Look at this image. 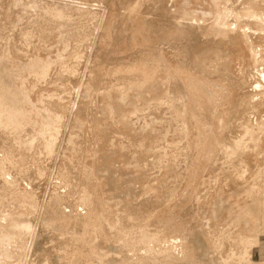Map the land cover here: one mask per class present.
I'll use <instances>...</instances> for the list:
<instances>
[{
	"label": "rangeland",
	"instance_id": "rangeland-1",
	"mask_svg": "<svg viewBox=\"0 0 264 264\" xmlns=\"http://www.w3.org/2000/svg\"><path fill=\"white\" fill-rule=\"evenodd\" d=\"M0 2L6 5L10 0ZM53 2L22 0L18 13H23L25 7L33 5L35 10ZM110 3L120 9L115 18L113 15L109 17L107 5ZM95 4L98 8L104 7L105 11L90 9L84 14L74 10L72 14L71 10L60 7L64 23L60 25L62 31L59 34L64 41L46 42L44 45L34 34L33 24L0 28L1 35L5 31L0 35V66L3 65L4 71L11 69L12 75L19 72L21 79H17L14 85L28 93L25 101H3L0 105V115L5 116L0 119L4 122L1 124L3 132L0 130V159H10L2 160L9 167L4 173L5 180L10 181L0 180V264H222V261H227L225 264H235L236 261L239 264H264V82H261L264 81V0H95L90 6ZM137 7L142 8L144 15L148 14L146 19H151L153 25L158 24L161 17L168 22L167 18L172 20L168 22L172 30L176 27L178 31L181 25L173 14L174 11L180 12L179 19L185 23L184 28L187 26V29H182L187 34L175 33L174 36V31H170L168 23L162 19L161 33L163 36L164 25L167 26L164 30L169 35L168 41L149 37L147 44L153 51L162 46L163 51L165 49L163 54H171L168 57L170 61L189 56L195 58L196 62L188 68L186 66V70L192 68L196 72H208V75L195 73L197 76H193L191 82L204 81V77L201 79L198 74H206V80L220 75L229 78L228 82L235 81L237 88L230 83L226 92L223 78V87L221 83L219 86L225 88L220 89L225 91V95H220V91L214 93L220 96H216V103L212 101V105L214 97L211 96L214 95L201 96L202 100L206 98L205 102L191 104L186 108L189 112H186L182 103L186 95L179 96L187 88L189 78L186 75L181 81H175L169 77L173 76L174 70L158 69L157 77L137 87L125 82L133 77L134 72L131 73L129 68L118 74L110 73L112 63L120 59L121 66L126 67L132 59L131 53H139L145 48L140 44L141 36L130 34L124 28L127 16L133 14ZM214 15L219 17L218 20L213 19ZM212 25L216 26L215 29ZM217 28L222 30L221 33H216ZM226 29L230 30L231 37L226 40L227 46H232L230 48H233V40L239 37L240 41H236L242 50L238 45L236 49L239 54L240 51L243 53L241 56L233 52L231 57L229 52L220 48L221 43L218 46L217 42L222 38L218 36L222 32L224 35ZM22 34L27 41L22 40ZM69 38L71 40L67 42ZM118 43H125V46L130 43L131 46L125 48ZM183 44L185 46L181 47ZM209 48L216 51L211 59L202 63V55L198 51ZM155 51L152 58L158 53ZM145 53L141 52L147 55ZM77 55L79 60L74 61ZM236 55L238 59H233ZM30 56L61 60L48 71L46 69V74L39 71L32 74L29 71ZM150 58L148 61L152 62ZM179 60L175 62L176 67L177 63L181 64ZM228 61L232 66L239 61L245 73L238 72L241 71L239 65H230L233 75L227 71L213 72ZM192 70L188 73L194 74ZM92 74L100 84L88 79ZM239 76H242L240 80ZM220 77L212 80L221 82ZM212 80L205 81V85L209 82L216 86ZM209 85L206 87L212 88ZM219 86L216 87L221 88ZM16 88L14 90L19 91ZM118 88L122 90L120 93ZM222 95L228 99L233 97L228 104L222 98L226 108L219 101ZM208 98H211L210 102ZM217 100L221 102L218 103L221 108L215 110L218 108ZM238 100L243 103H236ZM233 102L239 108H231ZM192 106L207 110L193 109ZM212 111H218L219 115L225 112V116H221L225 117L222 118L225 123ZM209 116L210 119L218 117L213 126ZM30 118L32 120L28 121ZM38 118H51L54 123L49 121V125L37 126ZM207 119L209 122L202 124ZM7 123L17 129L10 130ZM217 123L223 126L219 127ZM224 126L228 127L223 129ZM43 127L51 133L45 139L44 134L38 132V128ZM4 129L10 132V138ZM55 134L61 135L54 140V145L51 136ZM13 138L23 142L25 147L19 150L17 144H13ZM44 142H50V148ZM203 144L208 148L205 151L202 150ZM25 195L35 201L41 200L45 205L47 201L57 200L63 215L56 217L55 221L54 217L42 221L39 211L30 209V201L24 200ZM61 220L64 224L60 226ZM24 222L32 228H25ZM122 232H125L124 236H130L129 239L133 238L134 248L129 244L132 240L119 239ZM99 249H104L106 255L100 258L95 255L94 250Z\"/></svg>",
	"mask_w": 264,
	"mask_h": 264
},
{
	"label": "bare ground",
	"instance_id": "bare-ground-1",
	"mask_svg": "<svg viewBox=\"0 0 264 264\" xmlns=\"http://www.w3.org/2000/svg\"><path fill=\"white\" fill-rule=\"evenodd\" d=\"M95 0H54V2H53V4H51V5H49V3H48V5H42V6H40L38 9L36 8L35 10L34 9H32V7H33V5L31 6V8L30 7H25V9H24V12L23 13H18V7H19V9H20V7H22V0H10V3H8V4H6V5H4V4H1V3H3V2H0V28L2 29V30H4V29H8L9 27H12V26H14V25H29V24H33L34 26H33V28H34V34L35 35H37V37L41 40V41H43L44 42V45H45V43L47 42V43H52V42H57V41H61V40H63V37H62V35L61 34H59L60 33V31H62V30H60V25L61 24H63L64 23V18H62L61 19V8L63 9H66V10H71V12L72 11H74V10H78V11H80V12H86V10H92V9H94V10H96V9H98V10H101V9H104V7H101V8H98V6L95 4V6L94 7H91L90 5H91V3L92 2H94ZM136 1V0H135ZM248 1V0H247ZM27 2V1H26ZM30 2V1H29ZM112 3V2H111ZM111 3L109 4V5H107V10H108V12H109V17L111 16V15H113L112 16V18H115L116 16H117V14L120 12V9H119V6H115V5H111ZM245 3V2H244ZM32 4V3H31ZM69 4H73L74 5V7H71ZM104 4V3H103ZM164 4V3H163ZM105 6V5H104ZM24 7V6H23ZM61 7V8H60ZM138 7H140V5L138 6ZM137 7V9L135 10V12L133 13V14H131V15H128L127 17V20H126V22H125V25H124V28H125V31L127 30L128 32L130 31V34L131 33H133V35H136V36H141L142 38V41H141V45L142 46H144L145 48L143 49V50H141L139 53H137V52H135L134 51V53H131V56H132V59L129 61V64L126 66V67H124V66H121V64H120V62H121V60L120 59H118L116 62H114V63H112L111 65H110V67H109V72L110 73H112V74H118L121 70L122 71H125V69L124 68H129V71L131 72V73H133V77L129 80H124L125 82H130V83H132L134 86H137V87H142L143 85H145L148 81H150V80H152L153 78H155V77H157L156 75L157 74H159V72L157 73L156 71L158 70V69H161V70H167V71H169V69L170 70H174V72H172L173 73V76H169L170 78H172L173 77V80H180L181 81V79H182V76H187L188 78V81L189 82H187V88H186V90H185V92H183L182 91V93H180V95L179 96H183V95H186V96H183V97H181V99L183 98V105L185 106L184 108H185V111L186 112H189V111H187L186 110V108H188L191 104H198V103H201V104H203L204 102H205V99H203L202 100V98L205 96V97H210L211 95H214V96H211V97H214V99L212 98V100H211V105H212V101H214V103H216L215 102V98L217 99V97L218 96H220L221 95V93H223V92H227V90L229 89V84L231 83V84H234V82L232 83V82H228V79H225V77H223L224 78V81H226V82H224L225 84H224V86L226 85V90H225V88H223L225 91H222L221 92V90H223L222 89V87H223V78L222 77H220V75H218L217 77H220V80H221V82L219 81V79H217L218 81H219V83L217 82V80H212V78L213 79H215V78H217V77H211V80L213 81V82H215V85L216 86H219L220 85V83H221V85H222V87L221 86H219V87H221V88H218V87H216V86H213L212 85V83H209L211 80H210V78H209V80H206V78L205 77H207V76H205L208 72H204V73H206L204 76H201V75H203L204 73H202V71H200V70H198V72H196L195 70H192V68L191 69H189L190 71L192 70V72H194V74L196 73H199V72H201L200 74L201 75H199L198 74V76H199V78H201L202 79V77H204L203 79H204V81L203 80H200L199 81V79L198 78H195V80H197L196 82H191V81H193L194 80V77L193 76H197L196 74L194 75L193 73L192 74H190V73H188V69L186 70V68H188L189 66L188 65H190V64H192V63H194V62H196V60H194L191 56H189V57H187V58H183L182 60H179L180 62H179V64L180 65H178V63H177V67H176V61H178L177 59H176V61L175 60H172V61H170L169 60V56H171V54L170 55H167V54H163L164 53V51H165V49H164V51H163V49H162V46L161 47H158V48H161V50L160 51H158L157 49L158 48H155L156 49V51H158V53L156 54L155 53V57L154 58H152L153 56L151 55V54H153L154 55V51H155V49H154V51L151 49V47H149V43L147 44V42L149 41V37H155V38H158V39H162V41L164 42H166V41H168V38H169V35L166 33V28H168V29H170L172 26H171V23L169 24L168 22L169 21H172L170 18V20H167V18H166V21H168V22H165V18H162L161 17V20H160V18H159V21H157V22H159L158 24H156V25H153V23H150V22H152V20L151 19H149V20H147L146 19V15H148L147 13H146V15H144V11L142 10V8H138ZM169 7V6H168ZM239 7H241V6H239ZM34 8V7H33ZM105 8H106V6H105ZM126 8V7H125ZM154 8V7H153ZM162 8H164V7H162ZM121 10H122V8H121ZM183 10V9H182ZM104 11H105V9H104ZM208 11H209V7H208ZM249 11H252V10H249ZM248 11V12H249ZM5 12V13H4ZM64 12V11H63ZM67 12V11H66ZM69 12V11H68ZM71 12H70V14H71ZM85 12H84V14H85ZM103 12V11H102ZM172 12H173V10H172ZM235 12H237V11H235ZM239 12V11H238ZM3 13H4V15H3ZM16 13V14H15ZM87 13V12H86ZM98 13V12H97ZM243 13V12H242ZM252 13V12H251ZM72 14H73V12H72ZM103 14H104V12H103ZM178 14V15H177ZM179 14H180V12H175L174 11V14H173V17L175 18V20H178V21H176V22H179L180 23V31H178L179 30V28H177V30H176V27H173V30H172V28H171V30L170 31H174L173 32V35L175 34V33H178V34H176V35H179L180 33L182 34V33H186L187 34V31L186 30H183V29H187V26H185V28H184V24L185 23H183L182 22V19L180 18L179 19ZM245 15H246V12L244 13ZM249 14V13H248ZM253 14V13H252ZM65 15V14H64ZM67 15V14H66ZM238 15V14H237ZM101 16V15H100ZM99 16V17H100ZM211 16V15H210ZM215 16V18H213L214 20L216 19V20H218L217 18H219V17H217V15H214ZM249 16V15H248ZM257 16V15H256ZM258 16H260V15H258ZM95 17H97V16H95ZM240 17V16H239ZM247 17V16H246ZM111 18V19H112ZM237 18V17H236ZM255 18H257V17H255ZM107 19V18H106ZM162 19H163V22H165V23H168V27L167 26H165L164 25V29H166V30H164L163 29V31L167 34V35H165V33H164V37L162 36V26H160L161 25V21H162ZM198 19V18H197ZM212 19V20H213ZM262 19V18H261ZM67 20V19H66ZM65 20V21H66ZM151 20V21H150ZM174 20V21H175ZM213 20V21H214ZM256 20V19H255ZM258 20H260V19H258ZM263 20V19H262ZM112 21V20H111ZM156 21V20H155ZM213 21H212V23H213ZM235 21H236V19H235ZM264 21V20H263ZM100 22V21H99ZM154 22V21H153ZM200 22V21H199ZM216 22V21H215ZM95 23V22H94ZM110 23V22H109ZM218 23V22H217ZM216 23V24H217ZM107 25V24H106ZM114 25V24H113ZM163 25V24H162ZM177 25H178V27H179V24L177 23ZM182 25H183V27H182ZM221 25V24H220ZM174 26V25H173ZM176 26V25H175ZM193 26V25H192ZM16 27V26H15ZM166 27V28H165ZM211 27H213L214 29H215V27H214V25H212ZM210 27V28H211ZM220 27V26H219ZM262 27V26H261ZM33 28H31V29H33ZM175 28V29H174ZM183 28V29H182ZM222 29H223V27H221ZM10 29V28H9ZM107 29H109L108 27H107ZM214 29H212L213 30V32H215L214 31ZM218 29V31L216 32V33H221V31H220V28H217ZM216 29V30H217ZM225 29V28H224ZM230 29V28H229ZM264 28H262V30H263ZM16 30V29H15ZM81 30V29H80ZM183 30V31H182ZM227 30V29H226ZM99 31V30H98ZM107 31V30H106ZM111 31V30H110ZM110 31H108V32H110ZM176 31H178V32H176ZM190 31V30H189ZM210 31V30H209ZM225 31V30H224ZM230 31V30H229ZM228 30L227 31H225L224 32V35H223V32H222V35H219L218 37H220L221 39H220V41H218L217 42V40H219V38H217V34L215 35L214 33V36L216 37V39L217 40H215L216 42H217V44H218V46H220L221 45V47L220 48H222V50H224V51H226V53L227 52H229V54L231 55V54H233V52H235V54H239V50L238 49H240V50H242V48H239V43L237 42V41H240L239 40V37H237V38H235V41H236V39H237V43L238 44H235V41L233 40V43H232V45H233V48H230L229 46H231V45H229V46H227V41L226 40H228L229 39V37H231V36H229L230 34V32H229ZM260 31V30H259ZM5 32V31H4ZM3 32V33H4ZM76 32V31H75ZM167 32H169V30L167 31ZM1 33V32H0ZM2 33V35H4ZM111 33V32H110ZM170 33V32H169ZM172 33V32H171ZM212 33V31H210V33L209 34H211ZM232 33H234V32H232ZM262 33V32H261ZM19 34H20V32H19ZM19 34H17V35H19ZM32 34V33H31ZM189 34V33H188ZM1 35V34H0ZM1 35V36H2ZM23 36V38H22V40H26V37H25V35L24 34H22ZM74 35V34H73ZM77 35V34H76ZM78 35H80V33L78 34ZM81 35H82V33H81ZM83 35H85V34H83ZM176 35H174V36H176ZM14 36H16V35H14ZM14 36H12V38H14ZM171 36V35H170ZM213 36V37H214ZM16 37H18V36H16ZM20 37V36H19ZM69 37V36H68ZM67 37V38H68ZM78 37H80V36H77V38ZM82 37V36H81ZM124 37V36H123ZM159 37H163V38H159ZM214 37V38H215ZM12 38H10L9 40L10 41H12L13 42V39ZM173 37L171 36V39H172ZM234 38H231V40L232 39H234ZM21 39V38H20ZM122 39V38H121ZM8 40V42L10 43V41ZM16 40H17V38H16ZM28 40V39H27ZM26 40V41H27ZM68 40H71L70 38L69 39H67V42H68ZM124 40V39H123ZM122 40V41H123ZM225 40V41H224ZM263 40V39H262ZM64 41V40H63ZM125 41V40H124ZM123 41V42H124ZM161 41V42H162ZM223 41H224V43H223ZM249 41V40H248ZM11 42V43H12ZM18 42V41H17ZM65 42H66V39H65ZM154 43H155V41H153ZM152 42V43H153ZM156 42H157V40H156ZM8 43V44H9ZM121 43V42H120ZM120 43H118V44H120ZM153 43V44H154ZM221 43V44H220ZM223 43V44H222ZM69 44V43H68ZM117 44V45H118ZM156 44V43H155ZM217 44H215V47H217L216 45ZM220 44V45H219ZM17 45H18V43H17ZM121 46L123 45V43L122 44H120ZM159 45H162V44H160V42H159ZM166 45V44H165ZM201 45V44H200ZM209 45H211V44H208V46ZM237 45H238V49H236L237 48ZM9 46H10V44H9ZM12 46V45H11ZM123 46H125V43H124V45ZM127 46H131V44L130 43H127L126 44V46H125V48L127 47ZM157 46V45H156ZM164 46V45H163ZM183 46H185L184 44L181 46V47H183ZM198 46V45H197ZM214 46V45H213ZM179 47V46H178ZM210 47V46H209ZM212 47V46H211ZM232 47V46H231ZM164 48V47H163ZM205 48V47H204ZM176 49V48H175ZM179 49H181V48H179ZM213 48H209L208 50L206 49H204L203 51H198L199 52V54H201L202 55V59L201 58H199V59H201L200 61L202 62V63H206L209 59H211V57L214 55V51H216V50H212ZM218 49H219V47H218ZM217 49V50H218ZM77 50V49H76ZM76 50H74V51H76ZM212 50V51H211ZM22 51V50H21ZM155 51V52H156ZM179 51V50H178ZM244 51V50H243ZM141 52H143V53H145V54H147V55H142L141 54ZM167 52V51H166ZM186 52V51H185ZM189 52V51H188ZM198 52H196L197 54H198ZM168 53V52H167ZM173 53V52H172ZM183 53V52H182ZM195 53V52H194ZM216 53V52H215ZM217 53H218V51H217ZM225 53V52H224ZM242 52L240 51V54H241ZM80 54V53H79ZM185 54V53H184ZM198 54V55H199ZM228 54V55H229ZM239 54V56H241ZM243 54V53H242ZM163 55V56H162ZM164 55H165V57H164ZM229 55V56H230ZM34 56H36V55H34ZM48 56V55H47ZM68 56V55H67ZM122 56V55H121ZM161 56V57H160ZM193 56V55H192ZM197 56V55H196ZM238 56V57H239ZM245 56H246V54H245ZM59 57H61V55H59ZM149 57H151L150 59L151 60H153L152 62H150V60L148 61V59H149ZM169 57V58H168ZM198 57V56H197ZM201 57V56H200ZM215 57H217V56H215ZM214 57V58H215ZM220 57V56H219ZM231 57H232V55H231ZM238 57H237V55H236V57L235 56H233V59H235V58H237L238 59ZM243 57H244V55H243ZM71 58V57H70ZM74 58H76V59H74V61H78L79 60V55H77V57H74ZM94 58V57H93ZM121 58V57H120ZM44 59V58H43ZM166 59H168L169 61H166ZM230 59H232V58H230ZM236 59V60H237ZM61 59H58L57 60V58H55V60L54 59H52L51 57H48V58H45L44 60H42V59H37V58H35V57H31L30 56V59H29V65H30V67H29V71H32V74L34 73H38V71L39 72H44L45 73V70L47 69V71H48V69H51L52 68V66H54V64L55 63H57V62H59ZM219 60V59H218ZM222 60V59H221ZM64 61V60H63ZM73 61V62H74ZM166 61V62H165ZM216 61V60H215ZM214 61V62H215ZM217 62V61H216ZM220 62V61H219ZM13 64H14V62H12ZM17 63V62H16ZM166 63H167V65H166ZM231 63V62H230ZM234 63V62H233ZM239 63V61L237 62V64L236 65H239V68L241 69L242 67H241V64H238ZM75 63H73L72 64V66L74 65ZM201 64V63H200ZM215 64V63H214ZM217 64V63H216ZM231 64H229V61L227 62V63H225L223 66H222V68H217V69H215V71H213L215 74H219L220 73V71H227V72H229V73H231V75H233L232 74V72L231 71H234V70H229V69H233L232 67L233 66H236L235 64H233V66L231 67L230 66ZM15 66H16V64H15ZM14 66V67H15ZM68 66V65H67ZM72 66H70V67H72ZM171 66V67H170ZM187 66V67H186ZM191 66H193V65H191ZM199 65H197V69H199V67H198ZM212 66V65H211ZM179 67V68H178ZM181 67V68H180ZM186 67V68H185ZM216 67H217V65H216ZM28 68V67H27ZM202 68V67H201ZM210 68V67H209ZM208 68V69H209ZM236 67H234V69H235ZM74 69H76V68H74ZM139 69V70H138ZM207 69V70H208ZM236 69H238V67L236 68ZM5 70V69H4ZM3 70V65L2 66H0V89H1V92H0V105H2L3 104V101L4 102H6V101H13V102H21V101H25V99H26V96H28V93H27V91H20V89H18V88H16V86L14 85L15 83V81L17 80V79H21V75H20V73L19 72H17L16 71V73H14L13 75L10 73V71H11V69H10V71H4ZM12 70H14V69H12ZM209 70H211V69H209ZM229 70V71H228ZM15 71V70H14ZM50 71V70H49ZM136 71H138V72H136ZM236 71V70H235ZM129 72V73H130ZM161 72H163V71H161ZM160 72V73H161ZM187 72V73H186ZM209 72H211V71H209ZM213 72H211V73H213ZM224 72V73H225ZM238 72H244V71H242V69H241V71H238ZM12 73H13V71H12ZM128 73V74H129ZM234 74H235V72H233ZM245 73V72H244ZM243 73V74H244ZM46 74V73H45ZM122 74V73H121ZM162 74V77H164L163 75V73H161ZM124 75V74H123ZM208 75V74H207ZM209 75H210V73H209ZM212 75V74H211ZM214 75V74H213ZM240 75V74H239ZM128 76V75H127ZM201 76V77H200ZM216 76V75H215ZM236 76V75H235ZM243 76V75H242ZM241 76V77H242ZM95 77V76H94ZM192 77V78H191ZM209 77V76H208ZM238 77V76H237ZM237 77H235V79H237ZM241 77L239 76V80L241 79ZM124 78V77H123ZM122 78V79H123ZM129 78V77H128ZM184 78V77H183ZM243 78H244V76H243ZM42 79V78H41ZM88 79H90V81H94L95 82V84L96 83H99L100 84V81H98V80H95V78H93V74H92V76L91 75H88ZM164 79V78H163ZM208 79V78H207ZM234 79V80H235ZM238 79H237V81H236V83L238 82V85H239V82L240 81H238ZM121 80V79H120ZM165 80V79H164ZM171 80V79H170ZM261 80V79H260ZM207 81H209L206 85H205V83ZM139 82V83H138ZM167 82V81H166ZM227 82H228V84H227ZM241 82H242V80H241ZM259 82V81H258ZM261 82H264V81H261ZM172 83H174V82H171L170 84H172ZM177 83V82H176ZM189 83V84H188ZM216 83H218V84H216ZM253 83V82H252ZM212 85V88H209L208 89V87H206V86H208V85ZM259 84V83H258ZM261 85H262V83H260ZM13 85L15 86V87H13ZM97 85V84H96ZM167 85V84H166ZM209 85V86H210ZM235 85V84H234ZM260 85V86H261ZM17 86H18V84H17ZM233 86V85H232ZM240 86V85H239ZM32 87H34V86H32ZM211 87V86H210ZM227 87H228V89H227ZM235 87H236V85H235ZM18 89L19 91H15L14 89ZM237 88V87H236ZM239 88V87H238ZM240 88H241V86H240ZM239 88V89H240ZM165 89V88H164ZM173 89V88H172ZM218 91H217V90ZM221 89V90H220ZM22 90V89H21ZM29 90V89H28ZM37 90V89H36ZM166 90V89H165ZM231 90H232V88H231ZM231 90H229V91H231ZM234 90V89H233ZM238 90V89H237ZM32 91V90H31ZM113 91V90H112ZM115 91H116V89H115ZM115 91H114V93H115ZM120 91H122L120 88H118V92L120 93ZM220 91V92H219ZM235 91V90H234ZM261 91V90H260ZM259 91V92H260ZM163 92V91H162ZM216 92H219L220 93V95H219V93H218V95H215V94H217ZM53 93V92H52ZM122 94H124V92H121ZM169 93V90H168V92H167V94ZM215 93V94H214ZM234 94V92L232 91L231 92V94ZM42 94V93H41ZM224 94V93H223ZM231 94H229V92H228V95H230L231 96ZM239 94V91L237 92V95ZM258 94H260V93H258ZM161 95V94H160ZM162 95H163V93H162ZM169 95H170V93H169ZM209 95V96H208ZM225 95V94H224ZM224 95H222L221 97H219L220 98V100L219 101H221V100H223V102H227L226 104H228L229 103V101L231 100V99H233V97L231 98V99H228L227 97H223ZM227 95V94H226ZM227 95V96H228ZM262 95V94H261ZM108 96H109V94H108ZM201 96H203V97H201ZM217 96V97H216ZM235 96H236V92H235V95H234V98H235ZM40 97H41V95H40ZM110 97V96H109ZM123 97V96H122ZM124 97H125V95H124ZM185 97H187V99H185ZM246 97V96H245ZM39 98V97H38ZM197 98H199V99H201V101L200 100H198ZM223 98V99H222ZM237 98V97H236ZM244 98V97H243ZM109 99V98H108ZM126 99V98H125ZM197 99V100H196ZM211 99V98H210ZM210 99L208 98L207 99V101L209 100V102H210ZM246 99V98H245ZM249 99V98H248ZM41 100V99H40ZM217 100V107H218V103L219 104H221V102H219ZM28 101V100H27ZM109 101V100H108ZM107 101V102H108ZM200 101V102H199ZM232 101H234V100H232ZM251 101V100H250ZM37 102V101H36ZM203 102V103H202ZM222 102V103H223ZM240 102H242L243 103V101H241V100H238V102H236V103H239V104H241ZM256 102V101H255ZM245 103V102H244ZM262 103V102H261ZM109 104V103H108ZM223 104H225V103H223ZM223 104L221 105L222 107H223ZM226 104L224 105V107L226 108ZM206 105V104H205ZM210 105V104H209ZM197 106V105H196ZM200 106V105H199ZM228 106V105H227ZM232 106V107H231ZM231 106H229V108L231 107V108H233V107H235L236 109L237 108H239V107H236V104H235V106H234V102H233V104L231 105ZM241 106H243V105H241ZM251 106V105H250ZM193 107V109H198L199 107H196V108H194V106H192ZM192 107H190V111H191V108ZM216 106H214L213 108H215ZM220 107V106H219ZM215 108V110H217V109H220V108ZM201 108V107H200ZM199 108V109H200ZM204 108V110H205V107H203ZM203 108H201L202 110H203ZM225 108H223L224 110H225ZM229 108H227V109H229ZM242 108V107H241ZM247 108V107H246ZM234 109V108H233ZM245 109V108H244ZM207 110V109H206ZM205 110V111H206ZM212 109H210V111H211ZM50 110H48V112H49ZM231 111V110H230ZM4 113L3 114H5L6 112L5 111H3ZM193 112H195V111H193ZM213 112V111H212ZM211 112V114H213V115H216V116H218L220 113L218 112V111H215L217 114H215V112H213L212 113ZM221 112V111H220ZM152 113V112H151ZM207 113V112H206ZM187 114V113H186ZM194 114V113H193ZM210 113H209V115H211ZM231 114V113H230ZM229 114V115H230ZM236 115H237V113H235ZM234 114V115H235ZM6 115V114H5ZM50 115V114H49ZM189 115V114H188ZM202 115H203V112H202ZM224 116H225V112H224V114H223ZM223 115H219V117H221V116H223ZM48 116V115H47ZM46 116V117H47ZM205 116V115H204ZM216 116H214V118L216 117ZM232 116V115H231ZM246 116H248V115H246ZM5 116H1L0 115V119H2V118H4ZM11 117V116H10ZM13 117V116H12ZM15 117V116H14ZM13 117V118H14ZM206 117V116H205ZM228 117V116H227ZM43 118V117H42ZM209 119H210V116L208 117ZM213 118V119H214ZM218 118V117H217ZM217 118H215L214 120L212 119V117H211V119L210 120H212L211 122H212V126H213V123H215L214 121L217 119ZM222 118H224L225 119V117H221V121L223 122V123H225L224 121H226V120H223ZM17 119V118H16ZM53 119V118H52ZM54 119H58V117L57 118H54ZM54 119L53 120H51V118H49V119H46V120H41V119H36V121H37V123L38 124H36L37 126H45V125H49L48 123H49V121H50V124H51V122H53L54 123ZM204 119H206V118H204ZM209 119H207V120H205L204 121V123H203V121H202V124H204L205 125V122H209ZM229 119V118H228ZM28 121H31L32 120V118H30V119H27ZM200 120H203V119H200ZM218 120V119H217ZM264 120V119H263ZM14 121V120H13ZM13 121H11L12 123H13ZM17 121V120H16ZM56 121V120H55ZM59 121V120H58ZM220 121V120H219ZM219 121H218V123H219ZM228 122H229V120H227ZM10 122V123H11ZM227 122V123H228ZM253 122V121H252ZM200 123H201V121H200ZM217 123V125H220V124H218ZM1 124H4V122H1L0 121V130L3 132V129H1V127L3 128V126L1 125ZM9 123H7V125H8ZM17 124V123H16ZM16 124H14V126H16ZM22 125H23V123H21ZM31 124H33V123H31ZM30 124V125H31ZM206 124H208V125H210V127H212L211 126V124L210 123H206ZM222 124V123H221ZM229 124V123H228ZM12 124H10V125H8V126H11ZM35 125V126H36ZM203 125V126H204ZM208 125H207V127H208ZM215 125V124H214ZM230 125V124H229ZM248 125V124H247ZM21 126V125H20ZM117 126V125H116ZM120 126V125H119ZM216 126V125H215ZM221 126H223V125H220L219 127H221ZM34 127V126H33ZM205 127V126H204ZM218 127V126H217ZM216 127V128H217ZM228 127V126H227ZM227 127H223V129L224 128H227ZM7 128V127H6ZM11 128H15V127H10L9 129L11 130ZM19 128V127H18ZM44 128L45 127H43L42 129H39L38 128V132L39 133H42V134H44L43 136V139H45L46 137L45 136H48L47 134L49 133V131L47 132L46 130H44ZM98 128V127H97ZM209 128V127H208ZM15 129H17V128H15ZM20 129H21V127H20ZM37 129V128H36ZM211 129V128H210ZM222 129V130H223ZM243 129V128H242ZM5 130V129H4ZM209 130V129H208ZM212 130V129H211ZM7 131H8V128H7ZM6 130L4 131L5 133L7 132ZM156 131V130H155ZM34 132V131H33ZM205 132H207L208 134H209V131H205ZM204 132V133H205ZM213 132V131H212ZM217 132V131H216ZM8 133V132H7ZM10 133V132H9ZM9 133H8V135H6V136H8L9 137ZM74 133V132H73ZM222 133H223V131H222ZM12 134V133H11ZM49 134H51V133H49ZM214 134H215V132H214ZM59 135H61V134H55V136H51V138L53 139H51L52 141H54V140H56L57 138H59ZM96 135V134H95ZM116 135V134H115ZM120 135V134H119ZM124 135V134H123ZM213 135V134H212ZM218 135H219V133H218ZM222 135V134H221ZM11 136V135H10ZM12 136H15V135H12ZM94 136V135H93ZM38 137H39V135H38ZM55 137V138H54ZM209 137V136H208ZM215 137H217V136H215ZM5 138V137H4ZM10 138V137H9ZM48 138H50V137H48ZM63 138V137H62ZM97 138V137H96ZM16 139H18V138H16ZM39 139V138H38ZM42 139V140H43ZM217 139H220V137H217ZM12 140H14L13 142V144L14 145H16L17 144V148L19 149V150H21V149H23L24 147H25V145H24V143L23 142H20V141H15V138H13ZM37 140V139H36ZM50 140V141H51ZM35 141V140H34ZM44 141V140H43ZM47 141H49V139L47 140ZM46 141V142H47ZM51 141V142H52ZM209 141V140H208ZM46 142H44V143H46ZM39 143V142H38ZM42 144H43V142H41ZM48 144H51L50 142L48 143ZM47 143H46V145H48ZM54 145H55V141H54ZM53 145V146H54ZM111 145V144H110ZM130 145V144H129ZM45 146V145H44ZM43 146V147H44ZM50 145H48V147H49ZM53 146H51L52 148H53ZM209 146V145H208ZM8 147H10V146H8ZM47 146H46V148H48ZM55 147V146H54ZM110 147V146H109ZM116 147V146H115ZM202 150L203 151H205L206 149H208L207 147H206V145L205 144H203L202 145ZM37 148V147H36ZM50 148V147H49ZM48 148V149H49ZM50 150V149H49ZM51 151V150H50ZM93 151V150H92ZM97 151V150H96ZM95 151V152H96ZM48 152V151H47ZM53 152V151H52ZM94 152V151H93ZM6 153V152H5ZM25 153H27V151L25 152ZM49 153H51V152H49ZM49 153H46V154H48L49 155ZM71 153V152H70ZM30 154V153H29ZM22 155V154H21ZM32 155V154H31ZM72 155V154H71ZM70 155V156H71ZM23 156V155H22ZM50 156H52V154H50ZM53 156H54V153H53ZM63 156V155H62ZM65 156V155H64ZM69 156V157H70ZM6 157H10V156H6ZM24 157V156H23ZM47 157V156H46ZM29 158V157H28ZM43 158L45 159V157L43 156ZM2 160H7V158L6 159H0V180H2V181H5L6 183H9L8 181H10V180H8L7 178V180L8 181H6L5 180V176H4V173H6L5 172V170L7 169V168H9V167H7V165H6V163L5 162H3ZM8 160H10V159H8ZM7 160V161H8ZM96 160V159H95ZM6 161V162H7ZM229 162V161H228ZM7 163H10V162H7ZM232 164V163H231ZM229 177V176H228ZM255 180V179H254ZM231 181V180H230ZM229 181V182H230ZM231 183H232V181H231ZM234 183V182H233ZM235 185V184H234ZM26 194H28V193H26ZM25 197H26V195H25ZM28 197H29V195H28ZM28 197H26L24 200L26 201V202H28V201H30L29 202V204L31 205V208L30 209H32L33 211H39L38 213H40V214H38L39 215V218L43 221V220H46L48 217H54V221H55V218L57 217H60V215H63V214H61V211H60V207H59V203H58V201L56 200V201H54V200H50V201H47V204L45 205V204H43L42 203V201L40 202L39 200L38 201H35V199L34 200H32V199H30V197L28 198ZM24 198V197H23ZM62 207V206H61ZM41 208H43V210H39V209H41ZM31 211V210H30ZM29 211V212H30ZM96 211V210H95ZM36 214H37V212H36ZM66 216V215H65ZM37 219H38V217H37ZM63 220H65V218L63 219ZM108 220V219H107ZM123 220V219H122ZM59 221V220H58ZM57 221V222H58ZM61 222H62V220H61ZM61 222H60V224H58V225H63L64 223V221L62 222V224H61ZM135 222H137V221H135ZM57 224V223H56ZM247 224V223H246ZM30 224L29 223H27V222H24V227L25 228H32V227H30L29 226ZM96 225V224H95ZM94 225V226H95ZM135 225V224H134ZM56 226V225H55ZM91 226V225H90ZM245 226V225H244ZM57 227H59V226H57ZM98 227V226H97ZM133 227V226H132ZM264 227V226H263ZM252 228V227H251ZM250 228V229H251ZM95 229V228H94ZM249 229V230H250ZM138 230V229H137ZM94 231V230H93ZM127 231V230H126ZM132 231H134V230H132ZM142 231V230H141ZM140 230L138 231V232H140L141 234H142V232H141ZM205 231V230H204ZM210 231V230H209ZM245 231V230H244ZM255 231V230H254ZM127 233V232H126ZM130 233H131V231H130ZM129 233V234H130ZM212 233H214V232H212ZM250 233V232H249ZM262 233V232H261ZM125 235V232L123 233L122 232V234L120 235L119 234V239L121 240V241H123L124 239L123 238H128L129 239V237L130 236H124ZM134 234H136V236L134 235ZM134 236L135 237H137V233L134 231ZM211 234V233H210ZM243 234V233H242ZM247 234V233H246ZM263 234V233H262ZM203 235V234H202ZM124 236V237H123ZM134 236H132L131 235V237H134ZM241 236V235H240ZM244 236H245V234H244ZM262 236V235H261ZM90 237V236H89ZM138 237H139V234H138ZM206 238V237H205ZM236 238H238V236L236 237ZM243 239V238H242ZM104 240H107V239H105L104 238ZM111 240V239H110ZM131 240H132V243H129V244H132V248H134L135 247V243L133 242L134 240H133V238H130L129 239V241L128 242H131ZM239 240H241V239H239ZM239 240H238V243H239ZM248 240V239H247ZM246 240V241H247ZM88 241H89V239H88ZM102 241V240H101ZM124 241H127V240H124ZM237 241V240H236ZM82 242V241H81ZM104 242H106V241H104ZM113 242V241H112ZM115 242V241H114ZM113 242V243H114ZM241 242H242V240H241ZM247 242H249V241H247ZM85 243V242H84ZM126 243V242H125ZM259 243V242H258ZM262 243V242H261ZM77 244V243H76ZM104 245H105V243H104ZM92 246V245H91ZM249 246V245H248ZM262 246V245H261ZM89 247H90V245H89ZM89 247H88V250H89ZM74 248V247H73ZM91 248V247H90ZM251 248H252V246H251ZM240 249V248H239ZM243 249V248H242ZM253 249V248H252ZM87 250V249H86ZM108 250V249H107ZM262 250V249H261ZM260 250V251H261ZM85 251V250H84ZM92 251V250H91ZM97 250H94V254L95 255H97V256H99V258L100 257H103L104 255H106L105 254V251H104V249H99L97 252H96ZM112 251V250H111ZM138 251V250H137ZM247 251V250H246ZM253 251H254V249H253ZM259 251V252H260ZM96 252V253H95ZM256 252H257V250H256ZM83 253V252H82ZM87 253V252H86ZM234 253V252H233ZM233 253H232V255H233ZM262 253V252H261ZM147 254V253H146ZM258 254V253H257ZM264 254V253H263ZM231 255V254H230ZM235 255H237V254H235ZM86 256V255H85ZM259 256V255H258ZM264 255H262V257H263ZM236 257V256H235ZM104 259V258H103ZM88 260V259H87ZM105 260V259H104ZM118 260V259H117ZM240 260V259H239ZM260 260V259H259ZM263 260V259H262ZM134 261V260H133ZM234 261V260H233ZM236 261V260H235ZM123 262H125V261H123ZM227 261H222V264H225ZM90 263V262H89ZM212 263V262H211ZM235 264L236 263H238L239 264V262H234ZM263 263V262H262ZM112 264V263H111ZM128 264V263H127ZM139 264V263H138ZM228 264V263H227Z\"/></svg>",
	"mask_w": 264,
	"mask_h": 264
}]
</instances>
